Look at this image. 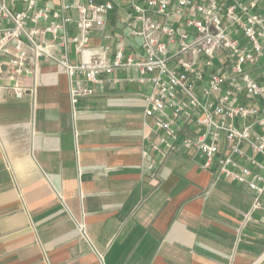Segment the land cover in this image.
Here are the masks:
<instances>
[{"label": "crops", "instance_id": "obj_1", "mask_svg": "<svg viewBox=\"0 0 264 264\" xmlns=\"http://www.w3.org/2000/svg\"><path fill=\"white\" fill-rule=\"evenodd\" d=\"M121 13L110 20L120 34ZM139 75H104L76 103L54 63L33 65L22 98L0 80V264H264V208L252 210L247 184L215 180L194 150L157 156V178L142 173L153 120L151 86L129 80Z\"/></svg>", "mask_w": 264, "mask_h": 264}, {"label": "built area", "instance_id": "obj_2", "mask_svg": "<svg viewBox=\"0 0 264 264\" xmlns=\"http://www.w3.org/2000/svg\"><path fill=\"white\" fill-rule=\"evenodd\" d=\"M97 30L102 45L72 61L71 48L83 56ZM39 61L66 70L73 103L104 75L138 70L129 80L151 86L153 120L142 173L157 178V156L194 150L215 180L247 184L252 210L264 208V0H0V80L22 98Z\"/></svg>", "mask_w": 264, "mask_h": 264}]
</instances>
